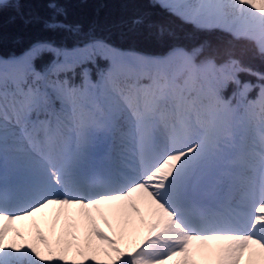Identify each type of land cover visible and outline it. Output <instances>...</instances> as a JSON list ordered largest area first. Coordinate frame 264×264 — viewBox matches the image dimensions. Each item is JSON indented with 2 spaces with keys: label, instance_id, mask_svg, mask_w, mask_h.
I'll return each mask as SVG.
<instances>
[{
  "label": "snow or ice",
  "instance_id": "6c2138e0",
  "mask_svg": "<svg viewBox=\"0 0 264 264\" xmlns=\"http://www.w3.org/2000/svg\"><path fill=\"white\" fill-rule=\"evenodd\" d=\"M153 3L230 39L189 46L137 16L170 41L144 54L58 0L46 19L0 0L74 39L0 56V264H264V70L243 59L264 61V0Z\"/></svg>",
  "mask_w": 264,
  "mask_h": 264
},
{
  "label": "trees",
  "instance_id": "16d2710c",
  "mask_svg": "<svg viewBox=\"0 0 264 264\" xmlns=\"http://www.w3.org/2000/svg\"><path fill=\"white\" fill-rule=\"evenodd\" d=\"M48 2L49 0H25L24 10L30 15L46 19L52 14L47 7ZM58 2L67 11V22L79 23L85 30L95 26L96 35L110 40L115 46L134 49L144 54H161L170 41L167 38H158L154 34L150 35L144 28L130 31L131 22L137 16H145L153 25H162L176 32L182 38L181 42L189 46L208 40L213 49L223 51L230 39L227 34L220 31L194 30L191 25L154 5L153 0H58ZM41 39L55 40L57 44L67 43L69 46L74 42V39L63 31L46 30L41 22L34 21L25 25L12 7L0 11V56L19 55L29 44ZM241 51V47L237 46L238 55ZM49 59L50 55L44 57V61ZM243 59L254 68L264 70V61L254 55L251 45H247L243 50ZM101 64L103 66V62Z\"/></svg>",
  "mask_w": 264,
  "mask_h": 264
},
{
  "label": "rangeland",
  "instance_id": "374dc122",
  "mask_svg": "<svg viewBox=\"0 0 264 264\" xmlns=\"http://www.w3.org/2000/svg\"><path fill=\"white\" fill-rule=\"evenodd\" d=\"M103 226V225H102Z\"/></svg>",
  "mask_w": 264,
  "mask_h": 264
}]
</instances>
